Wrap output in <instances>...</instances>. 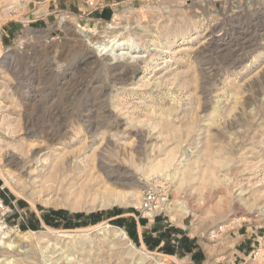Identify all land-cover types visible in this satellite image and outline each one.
<instances>
[{
  "label": "rangeland",
  "instance_id": "rangeland-1",
  "mask_svg": "<svg viewBox=\"0 0 264 264\" xmlns=\"http://www.w3.org/2000/svg\"><path fill=\"white\" fill-rule=\"evenodd\" d=\"M0 197V264H264V0H0Z\"/></svg>",
  "mask_w": 264,
  "mask_h": 264
},
{
  "label": "crops",
  "instance_id": "crops-1",
  "mask_svg": "<svg viewBox=\"0 0 264 264\" xmlns=\"http://www.w3.org/2000/svg\"><path fill=\"white\" fill-rule=\"evenodd\" d=\"M138 208L140 209V207H138ZM139 213L143 217L145 216V213L143 211L140 210ZM164 229H166V228H164ZM138 231L140 232L141 239H144V236L146 237V234L143 235L144 224H141L140 222H138ZM151 234L155 235L156 232H153V233L151 232ZM148 236L149 235H147V238H145V241L146 242L148 241V243H150V240H148L149 239ZM179 236H181V235H179ZM185 236H187V238L184 240L183 243H181V246L175 247L171 251H166V247H162L165 240H162L160 243H158L154 246L156 247V249L160 247L161 250H163L164 252L166 251L168 253H171L172 256L178 257L179 259L182 260L181 264H240L241 263V262L235 263V261L229 262V261H231V259H229V261H228L229 263L228 262L223 263L221 261V257L215 258V256H212V255H210V258H207V254L205 252V249L201 245L197 246L198 241L195 240V238H194L195 235H190L189 232H185ZM172 246L173 245L171 244V240H170L168 243V247H170L172 249ZM186 249L188 250V252H187L188 254H187V256H183L184 253L186 252L185 251ZM203 255L205 258L202 260L201 258L203 257Z\"/></svg>",
  "mask_w": 264,
  "mask_h": 264
},
{
  "label": "built area",
  "instance_id": "built-area-1",
  "mask_svg": "<svg viewBox=\"0 0 264 264\" xmlns=\"http://www.w3.org/2000/svg\"><path fill=\"white\" fill-rule=\"evenodd\" d=\"M90 5H95L96 0H88ZM159 184L152 181L148 182L142 193V199L140 203V210L143 212L150 213H162L165 211L170 204L169 194L165 191L158 189ZM7 208L5 201L0 197V211ZM235 221H231V224ZM220 229H223V226H220ZM240 264H251L247 260L241 262Z\"/></svg>",
  "mask_w": 264,
  "mask_h": 264
},
{
  "label": "bare ground",
  "instance_id": "bare-ground-1",
  "mask_svg": "<svg viewBox=\"0 0 264 264\" xmlns=\"http://www.w3.org/2000/svg\"><path fill=\"white\" fill-rule=\"evenodd\" d=\"M127 42H128L127 40L124 41L120 39H114L113 41L103 42L98 47L102 51L106 50V52L110 51L111 53H114V54L121 53L122 55V54H125V48H126L125 45L127 44Z\"/></svg>",
  "mask_w": 264,
  "mask_h": 264
},
{
  "label": "water",
  "instance_id": "water-1",
  "mask_svg": "<svg viewBox=\"0 0 264 264\" xmlns=\"http://www.w3.org/2000/svg\"><path fill=\"white\" fill-rule=\"evenodd\" d=\"M190 223H191V217L188 216V217H186V218L184 219V224H185V225H189Z\"/></svg>",
  "mask_w": 264,
  "mask_h": 264
}]
</instances>
